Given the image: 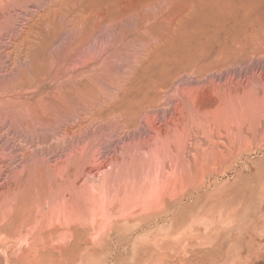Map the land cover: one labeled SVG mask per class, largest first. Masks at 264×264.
<instances>
[{"label":"rangeland","instance_id":"obj_1","mask_svg":"<svg viewBox=\"0 0 264 264\" xmlns=\"http://www.w3.org/2000/svg\"><path fill=\"white\" fill-rule=\"evenodd\" d=\"M132 1L0 0V264H264V1Z\"/></svg>","mask_w":264,"mask_h":264},{"label":"bare ground","instance_id":"obj_2","mask_svg":"<svg viewBox=\"0 0 264 264\" xmlns=\"http://www.w3.org/2000/svg\"><path fill=\"white\" fill-rule=\"evenodd\" d=\"M262 1H264V0H262ZM139 2H140V0H137V1H132V2H130L128 5H127V8H133V7H135L136 5H138L139 4ZM260 2V1H259ZM257 2L256 1V3H253V2H250L249 0L248 1H244V2H242V3H240V4H238V3H236L235 1H233V0H228V1H226V4H225V8H228V10L229 11H231L233 14L235 13V14H240V13H243V14H245V15H247L248 13H250L251 11H252V9H253V7L254 8H256V7H258L259 5H262L263 6V4H261L262 2ZM214 3H217V2H214L213 1V3H211V4H214ZM118 4V3H117ZM120 4H122V3H120ZM188 4V3H187ZM218 4V3H217ZM255 4H257V5H255ZM198 6H199V3H198ZM215 6V5H214ZM110 7V6H109ZM108 8V7H107ZM197 8V7H196ZM217 8V7H216ZM182 9H184V8H182ZM194 9V8H193ZM198 9V8H197ZM201 9V8H200ZM116 10V9H115ZM128 10V9H127ZM205 11V10H204ZM203 11V12H204ZM220 13V12H219ZM240 16V15H239ZM222 17H223V15H222ZM217 20V19H216ZM226 23V22H225ZM227 24V23H226Z\"/></svg>","mask_w":264,"mask_h":264}]
</instances>
